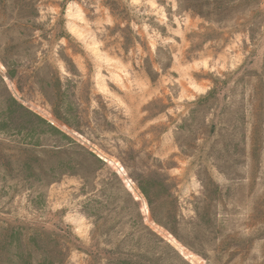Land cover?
Here are the masks:
<instances>
[{"label": "rangeland", "instance_id": "1", "mask_svg": "<svg viewBox=\"0 0 264 264\" xmlns=\"http://www.w3.org/2000/svg\"><path fill=\"white\" fill-rule=\"evenodd\" d=\"M258 1L260 16L250 38L238 30L251 22V13L213 25L179 12L175 0H119L126 10V20L120 22L102 0H39L40 22L48 34L39 52L71 80L88 111L100 108L104 119L98 124V143L119 156L131 173L161 166L174 179L184 219L191 217L189 203L200 196L201 183L211 179L217 184L225 199L219 219L229 218L227 231L255 235L249 255L232 264H264V240H257L256 233L264 214V81L255 100V81L247 78L259 70L264 50V0ZM5 41L0 34L1 47ZM59 55L72 61L74 76ZM146 59L152 80L144 70ZM5 84L24 106L53 121L39 96L19 94L14 84ZM214 87L213 98L195 107ZM231 138L240 142L231 145ZM251 138L257 143L252 145ZM106 162L140 203L144 223L190 264H205L149 221L127 171L114 157ZM78 188L76 179L64 177L42 189L40 207L31 204L30 191H21L0 201V218L67 231L81 251L72 250L66 264H90L92 225L81 212L85 198ZM0 264L8 263L0 257Z\"/></svg>", "mask_w": 264, "mask_h": 264}, {"label": "trees", "instance_id": "2", "mask_svg": "<svg viewBox=\"0 0 264 264\" xmlns=\"http://www.w3.org/2000/svg\"><path fill=\"white\" fill-rule=\"evenodd\" d=\"M102 2L115 20L125 22L126 10L119 0ZM175 2L179 12L213 25L251 13V22L238 30L250 38L260 16L258 0ZM39 3V0H0V34L6 38L2 47L0 43V64L4 69L0 74V201L28 190L31 204L40 207L42 189L64 177L74 178L79 182L78 193L85 198L81 212L92 225L90 241L95 251L87 253L90 264H190L144 223L140 203L107 165L106 157H114L144 201L149 221L188 252L205 264H220L222 260L223 264H232L248 256L255 235L243 237L227 231L229 218L219 219V208L225 199L211 179L201 183L200 196L189 203L191 217L184 219L173 193L174 179L162 173L161 166H144L143 170L131 173L119 156L98 143V124L104 119L100 108L88 111V102L82 103L76 97L71 80L60 74L46 53L39 52L40 44L48 42V34L40 22ZM127 31L131 33L129 28ZM58 60L68 74L75 75L70 59L59 55ZM143 64L152 80V71L147 69L150 62L146 59ZM247 78L255 81L252 95L257 100L264 81V50L259 70L248 72ZM5 80L14 84L19 94L33 92L39 96L53 121L24 106L8 91ZM215 92L214 87L198 98L194 106L207 103ZM257 110L254 108V112ZM250 141L252 145L257 143L254 138ZM239 142L231 138V145ZM257 226V240L262 241L264 214ZM74 241L65 230H46L0 218V257L8 264H66L72 250L81 251ZM101 245L104 248L100 249Z\"/></svg>", "mask_w": 264, "mask_h": 264}]
</instances>
